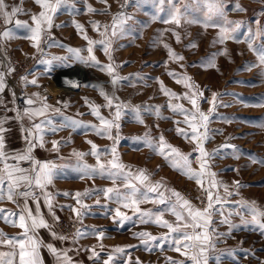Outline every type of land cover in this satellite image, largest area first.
<instances>
[{
	"label": "rangeland",
	"instance_id": "rangeland-1",
	"mask_svg": "<svg viewBox=\"0 0 264 264\" xmlns=\"http://www.w3.org/2000/svg\"><path fill=\"white\" fill-rule=\"evenodd\" d=\"M69 3L74 4V8H61L53 17V27L47 32L46 38L51 37L55 43L51 47L45 43L41 44L45 53L43 59L69 57L72 55L68 52L69 48L80 49L82 56L88 55L86 51L88 42L83 38V34L78 32L76 23L83 26L84 34L90 39L99 40L101 37L93 29L92 21H99L101 25H110L112 17L118 12L123 11L130 16L131 19L124 25L123 34L114 39L112 45L114 62L121 65L117 69L119 75L130 77L129 80L121 82L116 95L120 101L130 102L132 105L159 106L160 117H157L154 112L142 113L144 124H140L134 121L130 112L123 114L119 121L121 139L116 145L117 154L120 161L130 166L133 171L145 170L153 184L159 182L164 188L179 192L198 209L206 207L207 196L195 180L181 174L164 157L153 153L133 138L142 137L146 131L150 130L152 137L156 138L163 134L168 143L185 154L192 152L195 147L193 143L177 135L175 131L177 125L174 121H182L183 117L168 108L169 97L160 91L159 81L178 96H182L187 91L183 84L176 83L167 74L168 72L173 71L191 78V82L203 92V97L198 99V104L205 114L212 107L209 101L212 100L213 93L217 94L216 107L207 124V128H210L208 135L211 138L205 142L204 147L212 153L223 145L232 146L224 148L210 161L211 171L217 174V181L226 185L232 195L227 197V202L223 204L222 209L219 205L216 206L218 210L212 215L211 228L217 233H228L229 225L220 223L225 217L238 227L232 229L228 236L216 237L213 234L215 249L208 253L210 257L208 264H216L214 257L227 250L235 251V259L225 256L221 264H258L259 260H264V235L260 234V230L255 225L242 224L240 216L229 215L238 208V201H254L257 207L264 209V165L253 162L254 159H264V107L257 106L264 103L262 99L264 98V74L260 68L246 70V65L256 62L255 54L243 42L227 40L223 44H213V40L218 37L219 29L205 28L202 24L205 15L194 4L189 7V18H196L201 23L186 24L182 21L180 27H177L174 23L165 22L171 19L170 5L167 3L160 5L151 0H128L127 6L121 8L125 0H107L110 7H107L106 12V5L100 0H69ZM5 4L9 11L12 6L17 5L24 9V13L17 14L13 22L8 25L0 19V31L7 27L14 33L13 38L0 41V70L7 72L9 66L15 69L10 75L5 76L7 87L0 94V101H2L0 118H9L4 125L7 129L5 152H24L27 143L24 139L26 133L22 132V128H31L33 122L38 123L44 119V117H37L34 121H29L27 117H24L22 121L17 120L16 112L9 110L16 108L23 113L28 107L25 99L33 97L34 93H38L41 98H46L45 102L50 107L47 116L52 118L57 126L61 123L62 117L79 120L85 125H98L99 121L90 114L85 98L98 105H103L105 101L96 89L86 85H103L111 92L109 76L96 67H86L72 59L64 63L52 60L50 65L40 63L41 56L32 47V41L25 38L30 33L25 28H16L15 20L26 21L34 27L31 16L38 14L41 8L34 0H5ZM236 4L246 10L237 11ZM88 5L98 11L88 12ZM180 7H183V4ZM224 8L228 20L241 22L239 29L241 40H243V33H246L249 28L255 30L258 26H264V0H224ZM174 31L180 35L179 42L173 35ZM259 42L257 40V43ZM165 44L178 56H182L183 60L171 59L168 49L164 47ZM192 44H195V47H191ZM93 53L101 64L109 62L100 45L93 46ZM216 53L224 54L215 55L213 58V54ZM209 58H213L214 66L206 63ZM76 74L82 76L80 80H77L79 76ZM25 75L28 80L35 78L37 85L23 84L20 78ZM140 77L143 79H139ZM55 87L62 88L56 90ZM18 91L23 96L22 103L18 102L16 94L15 98L12 95ZM172 103L183 104L186 109L192 108L187 100H173ZM39 104L40 101L37 100L34 106ZM52 109H60V112L57 113ZM100 111L103 116L111 119L110 112L114 110L101 107ZM179 126L186 127L183 123ZM112 134L115 136L116 129L112 130ZM44 141L43 147L37 146L33 149L32 156L36 161H48L56 165V175L45 189L53 197L55 215L66 221L74 220L73 213L67 207L70 205L80 208L73 198L74 194L83 193L85 190L94 194L82 198L83 204L88 205L89 208L83 217V222L78 224L79 228L88 234L75 243L71 239L74 233L66 235L69 239L62 241L53 237L49 229L38 230V237L44 245L39 249L43 264H57L56 258L46 247L48 244H52L58 250H69L68 255L75 264H94V261L89 259L91 252L87 250L93 247L100 251V259L95 261V264H103L107 254L117 247L125 248V253L121 254L120 260H127L129 264H169L167 259L169 257L191 264L190 260L169 246L171 240L159 239L168 233L167 228L153 222L142 223L138 213L133 215L130 209L122 207L121 211L132 216V219L125 221L122 227L114 222L112 218L114 213L110 210H114L118 205L114 200L106 199L100 190L118 187L123 191L121 181H117L114 185L106 176L81 178V173L75 170L78 159L73 155L74 151L89 153L91 145L87 141H92L99 149L110 150L113 147L112 140L96 135L89 128L78 127L63 128L55 134L46 131ZM52 141H66V143L59 146V151H53ZM108 159H111L110 154L101 157L102 162ZM82 163L95 166L97 161L94 156L85 155ZM20 166L29 169L33 165L30 161H25L21 162ZM192 168L198 170V164L194 162ZM235 181H239L242 187L236 189ZM205 187H207V179ZM213 191L215 193L216 190ZM65 192L72 195L66 197L63 195ZM35 193L44 219L52 226L53 231L65 236L57 232L56 221L48 211L41 190L35 189ZM219 194L224 197L223 187L219 188ZM97 200L99 205L96 204ZM28 203L35 211L36 204L31 199ZM139 207L144 211H155L163 206L146 201ZM0 208L12 212L18 211L16 205L7 200L0 202ZM221 210L224 216L220 215ZM163 219L174 225L176 223L175 217L170 213H165ZM245 219L250 220L251 217L246 214ZM93 227L103 230L102 239L98 240L91 234ZM64 230L63 228L62 232ZM0 231L8 236H15L22 230L0 220ZM188 231L191 232V229ZM140 232H147L158 238L147 240L150 250H146L141 239L135 235ZM101 245L103 251H101ZM0 250L8 249L0 246ZM253 252L255 256L251 254Z\"/></svg>",
	"mask_w": 264,
	"mask_h": 264
},
{
	"label": "snow or ice",
	"instance_id": "snow-or-ice-1",
	"mask_svg": "<svg viewBox=\"0 0 264 264\" xmlns=\"http://www.w3.org/2000/svg\"><path fill=\"white\" fill-rule=\"evenodd\" d=\"M39 5L41 11L38 14L31 16L32 24L29 25L26 21L15 20L16 28H25L30 35L25 38L32 41V47L36 49V52L41 56L40 63L51 64L52 60H59L62 63L72 59L74 62L85 65L86 67H96L101 72L106 73L110 80L109 84L112 91L106 90L103 85H86L96 89L99 95L103 98L105 103L98 105L90 102L85 98V103L90 108V114L96 117L99 124H83L81 121L72 119L69 117H62L61 123L57 126L53 119L47 116L50 110L49 105L45 102L46 98L39 97L38 93H34L33 97H27L25 99L26 107L23 113L19 109H9L15 111V119L23 120L27 117L29 121H34L37 117H44L40 122L32 123L31 128H22V132H25L24 137L27 148L24 152L7 153L5 152V124L9 118H0V202L7 200L16 205L17 212L0 208V220L10 226L18 227L22 231L15 236H8L3 231H0V246L6 247L8 250H0V264H43L42 258L39 255L40 247L42 242L38 237V230L41 228L49 229L50 234L60 240H68V236L58 235L52 230V226L44 219L40 212L39 199L35 193V189H40L41 194L44 197L45 204L48 207L49 213L52 215L55 221H59V217L55 215L53 207V197L50 193L45 191L48 184L52 183L53 178L56 175V165L52 162H40L34 160L32 151L35 147L44 146V136L46 131H50L55 134L57 131L63 128L76 129L78 127H86L95 132L96 135L106 137L113 141V147L109 149H99L98 146L92 141H87L91 145L89 153L75 152L74 156L77 157L78 162L75 170L81 173V178H93L96 175L106 176L111 179L115 185L117 181L122 182L123 191L118 187H112L100 190L108 200H114L118 205L117 208L112 211L114 222L119 227H122L125 221L132 219V216L121 211V207L124 209H130L133 215L139 214L140 222L148 223L153 222L158 226L168 229V233L160 237L159 239L171 240L170 247L174 251L185 256L187 260L191 261V264H208L209 255L208 253L215 249V243L213 242V234L216 237L228 236L230 231L238 227V225L231 223L228 217H225L220 221L222 224H228L230 231L228 233H217L215 229L211 228L212 215L218 209L223 208V204L227 202V197L232 195L226 185L222 182L217 181V174L211 171L210 161L214 159L224 148L232 147L230 145H223L221 148L209 153L204 144L211 137L208 135L207 124L210 121V116L214 108L216 107V93H213L212 100L209 101L212 107L209 108L207 114L200 110L198 99L203 97V92L191 82V78L187 75H181L176 72L170 71L167 74L172 77L176 83L183 84L187 91L182 95L178 96L175 92L164 86L162 81L160 83V91L169 97L168 108L175 114L183 117L182 121H174L177 125L175 131L177 135L183 137L186 141L191 142L195 145L192 152L187 154L181 152L178 148L168 143L161 134L159 137H152L151 131H146L142 137L133 138L136 142L141 143L144 147L149 148L153 153L164 157L171 166L186 175L189 179H194L196 184L204 191L207 196V205L203 209L195 208L189 200L184 198L179 192L164 188L159 182L153 184L150 181L149 175L143 169H137L133 171L130 166L123 164L120 161L119 155L117 154L116 145L119 143L121 137L119 134L120 119L123 114L131 113L134 121L140 124H144L142 113H155L157 117H160L159 106L153 107L148 105H132L130 102L125 103L120 101L116 95V91L122 81H127L130 77H122L119 75L117 69L121 65H117L114 62L113 52V41L123 34L124 25L131 19L123 11L116 13L112 17V23L110 25H101L99 21H92L93 29L96 30L99 35V40H92L86 34H84V28L79 23L75 24L78 32L83 34V38L87 40L88 47L86 49L88 55L82 56L80 49L69 48L68 52L72 55L69 57H53L52 60H44L45 56L44 49L41 47L42 43L47 44L51 47L54 45V41L51 37L46 38L47 32L53 27V17L60 11L61 8H74V4H70L69 0H34ZM100 2L106 5L105 12L108 5L107 0H100ZM128 0L121 5V8L127 6ZM153 3L163 5L165 3L170 5L169 15L170 20L165 21L166 23H174L177 27H180L183 21L186 24L201 23L196 18H189V7L193 5L201 10L205 19L202 24L205 28L214 27L218 28V37L213 40V44H223L227 40H233L237 43L243 42L247 44V47L256 56V62L246 65V70L252 68H260L262 74H264V26H258L255 30L249 28L246 33H243V40L240 38L239 29L241 22L228 20L225 14L224 0H151ZM183 4V7L180 5ZM237 11H245L239 4L235 5ZM88 12L96 13L98 10L93 8L91 5L87 6ZM20 13H24V9L21 6H12L11 10H8V6L5 4V0H0V19L3 20L5 25L13 22V18ZM26 14V13H25ZM104 14V13H101ZM155 18V17H154ZM259 24V22H257ZM60 27V25H56ZM101 29H103L101 31ZM177 42L180 40V35L177 32H173ZM14 33L11 29L5 27L3 31H0V41H7L13 38ZM257 40L260 42L257 43ZM100 45L104 54L108 57L107 64H101L97 60L93 53V46ZM195 47V44L190 45ZM168 49L169 57L173 60H183L182 56H178L173 50L167 45H164ZM224 54L216 53L215 55ZM213 58H209L206 63L214 66ZM166 63V62H165ZM183 67V65H181ZM14 67L9 66L7 72L0 70V94L5 91L6 80L5 76L10 75L14 72ZM21 82L25 85H37L35 78L28 80L27 75L22 76ZM139 79H143L140 77ZM78 86V85H77ZM15 98V93L12 94ZM187 100L191 105V109L184 108L183 104L172 103L173 100ZM264 99V98H262ZM37 100L40 101L39 106ZM2 104V101H0ZM67 105H65L66 107ZM257 106L264 107V103ZM101 107L109 110L111 119L106 118L101 114ZM57 113L60 109H52ZM163 118V117H161ZM183 123L186 127L182 128L179 125ZM158 127V125H157ZM116 129V134L113 136L112 130ZM66 141H52V150L59 151V146ZM139 150V149H137ZM195 153V155H193ZM111 155V159L106 162H102L101 157L104 155ZM85 155H92L96 158V165L89 166L82 163ZM10 161H13L10 163ZM30 161L32 167L25 169L20 166L21 162ZM198 164V170L192 168L193 163ZM254 163L264 165V159H254ZM207 179V187H205V180ZM236 189L242 187L239 181L234 182ZM224 188V197L219 194V188ZM213 190H216L215 193ZM94 193H90L88 190L85 192H76L74 199L76 203L80 205V208L67 206L70 208L74 216L73 223H82L84 215L87 214L89 208L88 205L83 204L82 198L89 197ZM64 196H70L72 194L65 192ZM174 198V199H173ZM29 199L35 204V211L29 206ZM151 202L153 204L162 205V208H157L155 211L152 210H141L140 204L144 202ZM99 205V200L96 201ZM238 208L234 210L235 214L240 216L241 223L244 225L253 224L259 230L260 234L264 235V209L257 207L256 203L247 201H238ZM105 207V206H101ZM165 213H170L176 219L175 225L169 223L163 219ZM251 217L250 220L245 219V215ZM220 215L224 216L223 211H220ZM191 229V232L188 231ZM88 233L86 231L77 228L73 237L71 238L75 243L80 238L84 237ZM91 234L94 235L98 240L104 237L103 230L92 228ZM141 239L146 250L148 249L147 240H157V237L151 236L150 233L140 232L135 234ZM49 252L56 258L57 264H75L72 258L68 255L67 249L58 250L52 244L46 245ZM133 247V246H128ZM91 252L89 256L90 260L95 261L100 259V251H97L95 247L87 249ZM101 251L103 246L101 245ZM125 253V248L117 247L112 252L107 254V259L103 260V264H129L127 260H120L121 254ZM255 256V253H251ZM235 259V251L227 250L217 254L214 259L216 264H221L223 257ZM169 264H185L184 261L173 260L171 257L167 258ZM258 264H264V260H259Z\"/></svg>",
	"mask_w": 264,
	"mask_h": 264
},
{
	"label": "built area",
	"instance_id": "built-area-1",
	"mask_svg": "<svg viewBox=\"0 0 264 264\" xmlns=\"http://www.w3.org/2000/svg\"><path fill=\"white\" fill-rule=\"evenodd\" d=\"M15 94H16V99L18 100V102L22 103L23 96L21 95V92L18 91ZM209 131H210V128L208 127V132ZM73 221L74 220L66 221L64 219H59V221H56L55 226H56L57 232L60 234H64L65 236L75 233L76 229L79 228V224L78 223L74 224ZM63 228L65 229L64 232H62Z\"/></svg>",
	"mask_w": 264,
	"mask_h": 264
},
{
	"label": "bare ground",
	"instance_id": "bare-ground-1",
	"mask_svg": "<svg viewBox=\"0 0 264 264\" xmlns=\"http://www.w3.org/2000/svg\"><path fill=\"white\" fill-rule=\"evenodd\" d=\"M80 71V70H79ZM80 73V72H79ZM77 76H79V79L77 78V80H80L82 76H80L79 74H76ZM83 80V79H82ZM62 87H55L56 90H61Z\"/></svg>",
	"mask_w": 264,
	"mask_h": 264
}]
</instances>
